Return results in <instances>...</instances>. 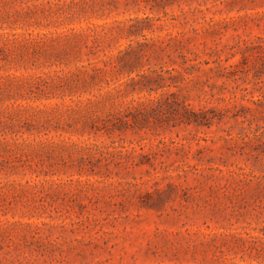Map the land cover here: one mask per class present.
I'll return each mask as SVG.
<instances>
[{
	"label": "rangeland",
	"instance_id": "374dc122",
	"mask_svg": "<svg viewBox=\"0 0 264 264\" xmlns=\"http://www.w3.org/2000/svg\"><path fill=\"white\" fill-rule=\"evenodd\" d=\"M0 264H264V0H0Z\"/></svg>",
	"mask_w": 264,
	"mask_h": 264
}]
</instances>
